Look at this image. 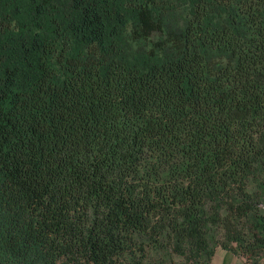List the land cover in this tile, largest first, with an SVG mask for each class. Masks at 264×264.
Listing matches in <instances>:
<instances>
[{"label":"trees","instance_id":"obj_1","mask_svg":"<svg viewBox=\"0 0 264 264\" xmlns=\"http://www.w3.org/2000/svg\"><path fill=\"white\" fill-rule=\"evenodd\" d=\"M218 245L264 256V0H0V264Z\"/></svg>","mask_w":264,"mask_h":264},{"label":"crops","instance_id":"obj_2","mask_svg":"<svg viewBox=\"0 0 264 264\" xmlns=\"http://www.w3.org/2000/svg\"><path fill=\"white\" fill-rule=\"evenodd\" d=\"M243 256L237 252L217 246L212 257L214 264H244ZM259 264H264V256L260 259Z\"/></svg>","mask_w":264,"mask_h":264},{"label":"rangeland","instance_id":"obj_3","mask_svg":"<svg viewBox=\"0 0 264 264\" xmlns=\"http://www.w3.org/2000/svg\"><path fill=\"white\" fill-rule=\"evenodd\" d=\"M176 258L181 261V258L179 256H176Z\"/></svg>","mask_w":264,"mask_h":264}]
</instances>
